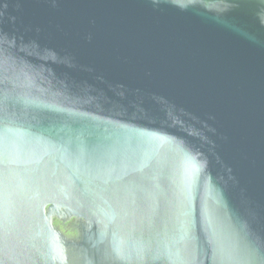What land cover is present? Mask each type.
<instances>
[{
  "label": "water",
  "instance_id": "water-1",
  "mask_svg": "<svg viewBox=\"0 0 264 264\" xmlns=\"http://www.w3.org/2000/svg\"><path fill=\"white\" fill-rule=\"evenodd\" d=\"M0 264H264V0H0Z\"/></svg>",
  "mask_w": 264,
  "mask_h": 264
},
{
  "label": "flooded vegetation",
  "instance_id": "flooded-vegetation-1",
  "mask_svg": "<svg viewBox=\"0 0 264 264\" xmlns=\"http://www.w3.org/2000/svg\"><path fill=\"white\" fill-rule=\"evenodd\" d=\"M54 222L56 226L62 229L68 236L73 237L78 235L77 225L79 222L76 220V218H71L65 222L58 220V218H55Z\"/></svg>",
  "mask_w": 264,
  "mask_h": 264
}]
</instances>
